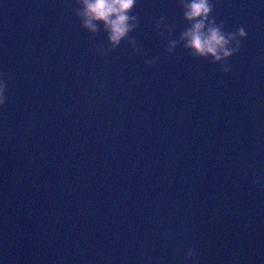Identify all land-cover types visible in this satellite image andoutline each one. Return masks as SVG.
<instances>
[{
    "label": "water",
    "instance_id": "water-1",
    "mask_svg": "<svg viewBox=\"0 0 264 264\" xmlns=\"http://www.w3.org/2000/svg\"><path fill=\"white\" fill-rule=\"evenodd\" d=\"M212 5L246 32L228 72L178 0L115 47L78 0H0V189L109 264H264V3Z\"/></svg>",
    "mask_w": 264,
    "mask_h": 264
},
{
    "label": "clouds",
    "instance_id": "clouds-1",
    "mask_svg": "<svg viewBox=\"0 0 264 264\" xmlns=\"http://www.w3.org/2000/svg\"><path fill=\"white\" fill-rule=\"evenodd\" d=\"M82 26L91 32L97 30V22L103 25L107 33V39L112 47L136 27L138 21L129 12L136 5L137 0H78ZM264 3V0H261ZM182 17L189 26L180 33V39L184 46L192 50V55L211 57L213 63L220 62L221 70L230 71L227 58L238 51L240 41L246 36L243 28H237L235 32H225L222 22H217L212 13V0H178ZM163 23V17L156 21L157 26ZM131 43V41H130ZM176 41H170L168 51L174 48ZM155 62V58L145 61L146 64ZM5 83L0 77V105L4 103ZM193 250L187 249L186 257H191ZM0 264L3 261L0 260Z\"/></svg>",
    "mask_w": 264,
    "mask_h": 264
}]
</instances>
